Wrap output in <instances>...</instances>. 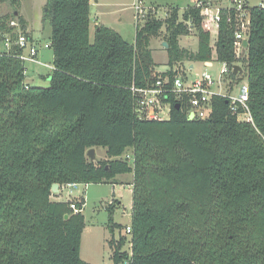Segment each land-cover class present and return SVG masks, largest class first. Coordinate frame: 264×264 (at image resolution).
I'll use <instances>...</instances> for the list:
<instances>
[{
	"label": "trees",
	"instance_id": "obj_1",
	"mask_svg": "<svg viewBox=\"0 0 264 264\" xmlns=\"http://www.w3.org/2000/svg\"><path fill=\"white\" fill-rule=\"evenodd\" d=\"M20 2L0 0L14 9L0 16V264H86L82 199L54 200L51 187L115 184L123 174H132L129 252L125 239L112 240V264H264V3L247 4L243 55L234 52L233 10H221L214 44L216 62L246 60L249 124L219 96L205 120L188 121L171 98L168 119L135 112L131 88L171 80L184 62L212 61L201 8L180 17L172 8L164 19L149 12L133 44L104 25L90 42L88 0H47L53 70L42 88L25 82L22 50L3 47L18 35L9 22L23 25ZM162 28L167 70L158 73L150 41ZM191 33L196 52L179 46ZM97 148L107 159L92 163L87 151Z\"/></svg>",
	"mask_w": 264,
	"mask_h": 264
},
{
	"label": "rangeland",
	"instance_id": "obj_2",
	"mask_svg": "<svg viewBox=\"0 0 264 264\" xmlns=\"http://www.w3.org/2000/svg\"><path fill=\"white\" fill-rule=\"evenodd\" d=\"M47 0H21L15 13L22 19L23 25L14 20L18 27L16 31L26 33L32 36L34 42L37 43L38 53L36 63L24 62L25 82L33 86L47 88L50 83V73L52 69L43 65L52 66V50L44 49V45L50 42L51 28L49 19L44 18L43 12L46 10ZM97 1V3H95ZM198 0H147L145 6L151 5L155 10L157 19L166 18L168 10L176 8L179 17L183 11L191 6H195ZM249 7L259 6L264 0H244ZM136 0H93L90 2V42H93L94 29L97 25H105L119 32L122 38L133 44L135 29L137 25L143 24V19L136 20L132 5ZM215 6H227L224 1H214ZM14 9L7 3H0V16L10 15ZM28 23V24H27ZM23 29V30H22ZM164 31L162 28L160 34L150 41V49L155 70L158 73L167 70V54L165 48L160 44L164 42ZM210 45L212 48L211 66L206 67L202 63L184 62L175 66V70L182 76H186L188 80H192L202 73H207L217 82L219 80V72L221 63L214 61L215 48L214 44L217 37V31L212 28L210 32ZM181 48L196 52L198 48V39L193 33L188 36L181 37L179 40ZM2 50V46L0 47ZM192 69H189V67ZM241 68V74L238 78L245 82L246 76V60L238 62ZM53 67V66H52ZM227 80V79H226ZM225 80V81H226ZM239 82V80H238ZM236 82L232 81L230 86L235 87ZM229 87V86H228ZM225 91L224 86L221 87ZM166 113L163 118H167ZM129 153V151H127ZM105 150L97 148L95 161L104 158ZM125 158L124 156L121 157ZM130 164V163H129ZM117 183H101V184H78L73 190L72 196H68V190L61 188L59 199L68 201L72 198H78L83 202V229L81 232V241L79 255L82 262L86 264H112V254L114 247L111 242L119 239H125L121 251L129 252V234L125 233L126 228H130L131 207H132V174L117 175ZM55 195V194H53ZM79 201V202H80ZM117 202L120 204L118 205Z\"/></svg>",
	"mask_w": 264,
	"mask_h": 264
},
{
	"label": "built area",
	"instance_id": "obj_3",
	"mask_svg": "<svg viewBox=\"0 0 264 264\" xmlns=\"http://www.w3.org/2000/svg\"><path fill=\"white\" fill-rule=\"evenodd\" d=\"M88 1L93 2V0ZM146 1L147 0H136L133 4L136 20H139V18L144 19L149 12L156 13V10L151 5H149V7L145 6ZM223 1L227 3V6H215L213 0H198L195 6L201 8L203 27L210 31L212 28H215L217 31L221 10L228 9L235 11L234 20L237 30L234 36L233 46L235 55L239 58L241 56L242 42L247 40L246 32L248 31L249 24L247 3L244 0ZM9 26L13 28L18 27L15 21H10ZM10 45H14L22 50V53L18 56L22 62L40 65V62L36 59L38 53L36 42L27 39L24 34L18 31L17 38L14 42H11L8 37L4 39L3 47L5 50H7ZM43 48H49V44L44 45ZM203 65L210 67L211 61L205 62ZM43 66L53 70V67L50 65L45 64ZM234 66L235 65H227L225 62L221 63L219 80L217 82L205 72L192 80H188L187 77L185 78L180 73L176 72L171 80L158 78L155 83L149 87L141 89L131 88L132 93L136 97L135 112L140 118L146 120L162 121L168 119L170 111L168 100L171 98L176 104L178 103L179 106L182 104L184 108L187 109L188 116L192 115L193 120H205L212 114L213 97L219 96L226 100L230 114L234 116L237 121L253 124L247 104L249 95L247 81H240L235 87L230 86L232 81L228 78V75L233 73ZM189 69H192V67ZM238 74H241V72ZM222 86H224L225 91L222 90ZM166 113H168V117L163 118ZM77 186L78 184L76 183H69L61 188H66L68 190V196H72L73 190H75ZM70 209L74 212L79 211L76 206V201L71 202ZM125 233L129 234L130 228H126Z\"/></svg>",
	"mask_w": 264,
	"mask_h": 264
},
{
	"label": "water",
	"instance_id": "obj_4",
	"mask_svg": "<svg viewBox=\"0 0 264 264\" xmlns=\"http://www.w3.org/2000/svg\"><path fill=\"white\" fill-rule=\"evenodd\" d=\"M15 15H17V14L15 13ZM162 46H163V48L166 49L167 48V43L163 42L162 43ZM241 46H242L241 55H243L246 52V49L248 47V41L247 40H244L242 42V45ZM239 72H241V68L238 65H235L233 67V75H237ZM174 108L176 110H179L180 109L179 104L178 103L175 104L174 105ZM187 120L188 121H192L193 120L192 115H189L188 118H187ZM87 158L92 163L95 161V151H94V149H90L89 151H87ZM58 189H59V186L57 184H53L52 187H51V191H52L53 194H57L58 193ZM65 218H67V216H65Z\"/></svg>",
	"mask_w": 264,
	"mask_h": 264
},
{
	"label": "crops",
	"instance_id": "obj_5",
	"mask_svg": "<svg viewBox=\"0 0 264 264\" xmlns=\"http://www.w3.org/2000/svg\"><path fill=\"white\" fill-rule=\"evenodd\" d=\"M95 3H97V1H95ZM132 8H133V5H132ZM134 14H135V12H134ZM28 24V23H27ZM101 25H103V24H101ZM98 26V25H97ZM105 26V25H104ZM96 27V26H95ZM107 27V26H106ZM109 28V27H108ZM112 29V28H111ZM95 30V29H94ZM119 35H120V33L119 32H117ZM94 35V34H93ZM135 36V35H134ZM122 37V36H121ZM4 38H6V37H4ZM31 38H32V36H31ZM32 40L34 41V39L32 38ZM161 45H162V42L160 43ZM189 68H191V66L189 67ZM96 150L97 149H94V151H95V156H96ZM107 158H106V155H104V158H100V159H97V160H106ZM115 180H116V178H115ZM116 183L118 182V180H116L115 181ZM131 182H132V180H131ZM59 193H60V190L58 189V193L57 194H55L56 196H52V198L54 199V200H57V201H61L60 199H59ZM117 204L118 205H120L118 202H117Z\"/></svg>",
	"mask_w": 264,
	"mask_h": 264
}]
</instances>
